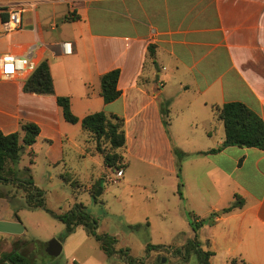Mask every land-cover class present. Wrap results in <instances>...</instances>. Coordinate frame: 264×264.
Here are the masks:
<instances>
[{"label":"crops","instance_id":"crops-1","mask_svg":"<svg viewBox=\"0 0 264 264\" xmlns=\"http://www.w3.org/2000/svg\"><path fill=\"white\" fill-rule=\"evenodd\" d=\"M18 4L28 5L22 27L7 31ZM9 54L30 55L37 68L48 61L55 93H27L33 73L0 74V133L23 137L22 125L34 123L40 134L26 150L32 159L41 156L49 171L77 149L104 167L105 178L112 169L81 122L65 120L57 98L68 97L80 121L98 112L117 115L124 119L120 153L127 168L116 199L126 225L147 227L150 245L170 247L184 235L174 249L197 235L214 253L210 264H264V151L209 152L225 141L219 116L225 104L242 103L264 121V0H0V66ZM115 70L120 96L106 103L101 79ZM24 196L15 184L0 185V221L18 222ZM236 201L242 205L229 210ZM193 217L209 221L195 232ZM110 260L126 264L118 254Z\"/></svg>","mask_w":264,"mask_h":264},{"label":"trees","instance_id":"trees-1","mask_svg":"<svg viewBox=\"0 0 264 264\" xmlns=\"http://www.w3.org/2000/svg\"><path fill=\"white\" fill-rule=\"evenodd\" d=\"M119 71L115 70L105 74L101 79V94L106 103L117 100L120 96L118 90ZM25 91L34 94H54V82L48 61H43L37 70L26 80ZM58 104L63 110L64 118L68 123L77 124L81 122L84 131L88 132L96 143L97 152L104 158L106 167L123 171L127 168L124 157L120 151L126 146V135L124 130V119L117 115H107L105 112L93 113L86 116L81 121L74 115L71 109V102L68 97H58ZM220 119L224 123L226 138L219 149H212L210 153L217 152L222 148L230 146L258 148L264 151V121L242 103L225 104L219 111ZM23 137L20 132L9 135L0 133V185L15 184L24 193L25 208L29 210L43 209L50 212L56 219L66 225V230L62 234L60 241H64L73 234L77 227L84 226L91 236L95 237L101 244L109 258L118 254L123 257L126 264H145L151 251H165L163 246L148 245L146 257L134 258L129 255L128 250L117 251L114 247L115 239L108 235L97 234L98 222L81 205L63 215L51 212L45 203L44 193L37 189L34 184L30 169L17 170L22 154L27 147H32L40 134V128L34 123L22 125ZM96 191V190H95ZM181 195V194H180ZM242 203L236 201L229 210L240 207ZM19 208L15 209V217L21 222L18 216ZM203 220L199 223L193 217L191 223L195 232L208 223ZM140 228V225L133 229ZM173 256L178 257L182 262L188 264L193 255L197 258V264H210V258L214 255L211 251H204L201 243L196 237L190 240L184 247L174 249ZM3 262L13 264H29L25 257L18 253L5 254ZM155 264H162L156 261Z\"/></svg>","mask_w":264,"mask_h":264},{"label":"rangeland","instance_id":"rangeland-1","mask_svg":"<svg viewBox=\"0 0 264 264\" xmlns=\"http://www.w3.org/2000/svg\"><path fill=\"white\" fill-rule=\"evenodd\" d=\"M80 144L85 146L83 140H80ZM78 152L77 149L68 151L67 164H61L59 168L49 171L41 156L32 159V153L26 152L22 154L16 169H31L34 183H37L44 193L46 206L51 212L63 215L66 212L62 210L70 212L75 208L74 206L70 209L68 203L84 204L86 212L98 222L97 234L114 238V247L117 251L128 247L134 256L143 258L145 251L142 246L146 243L150 245L151 235L145 226L135 230L131 225H126L123 216L125 206L116 199L122 179H119L120 183L119 181L109 183L107 177L101 178L106 172L104 167L94 165L91 160H85ZM115 173V170H108L107 175H113L115 178ZM95 182H98V188L95 187L97 191L94 189L90 192L85 189ZM102 189L105 190L104 193ZM19 216L20 223L25 227V233L22 235L0 233V264H13L1 260L5 254L12 252L23 255L29 264H73L75 261L84 264L87 260L89 261L85 264H113L101 248L100 242L89 234L86 227L76 229L73 235L69 236L70 238L67 237L69 238L67 241L66 238L62 242L60 238L66 230V225L50 212L43 209H22ZM52 239L59 240L63 245V250L58 256H51L45 250V244ZM183 241L184 235L170 241V247L163 246L166 248L165 252L155 250L153 255H149L150 258L145 264H155L159 260L162 264L176 262L186 264L172 254L173 242L179 244ZM192 258L195 260L196 256Z\"/></svg>","mask_w":264,"mask_h":264},{"label":"built area","instance_id":"built-area-1","mask_svg":"<svg viewBox=\"0 0 264 264\" xmlns=\"http://www.w3.org/2000/svg\"><path fill=\"white\" fill-rule=\"evenodd\" d=\"M51 3L62 2L64 0H48ZM27 4H18L12 7L10 12V19L6 24L9 30L21 29L23 23V13L27 9ZM64 53L66 55H71L73 53V48L71 43L64 44ZM37 69V64L31 59L30 55L28 57H19L16 55H4L1 59L0 74L3 79H12L19 76H29L34 73ZM123 177V171H118L115 173V178L113 175L107 176L109 183H117L119 179ZM77 264V263H73Z\"/></svg>","mask_w":264,"mask_h":264},{"label":"water","instance_id":"water-1","mask_svg":"<svg viewBox=\"0 0 264 264\" xmlns=\"http://www.w3.org/2000/svg\"><path fill=\"white\" fill-rule=\"evenodd\" d=\"M0 233L22 235L25 233V227L20 222L0 221ZM45 250L51 256H58L63 250V245L59 240L52 239L45 244ZM174 264H179V262Z\"/></svg>","mask_w":264,"mask_h":264}]
</instances>
